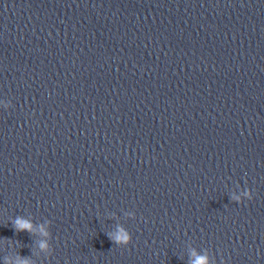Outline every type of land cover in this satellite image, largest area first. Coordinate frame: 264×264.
Here are the masks:
<instances>
[{
	"label": "clouds",
	"instance_id": "obj_1",
	"mask_svg": "<svg viewBox=\"0 0 264 264\" xmlns=\"http://www.w3.org/2000/svg\"><path fill=\"white\" fill-rule=\"evenodd\" d=\"M236 199L239 200V198ZM251 199L252 197L249 196V200ZM11 224L16 232L26 231L30 234L33 232V223L30 220L25 219L24 217L16 216L11 221ZM41 231L43 235L45 236L49 235V233L45 231L43 227H41ZM107 236L114 244L122 247L129 245L132 241L131 234L124 229H119L116 233H108ZM40 247L41 249H45L47 247V242L41 241ZM193 255H195V259L191 260L190 264H207L208 261L207 256H200V255H196L195 253H193ZM22 264H28L27 259L22 258Z\"/></svg>",
	"mask_w": 264,
	"mask_h": 264
}]
</instances>
